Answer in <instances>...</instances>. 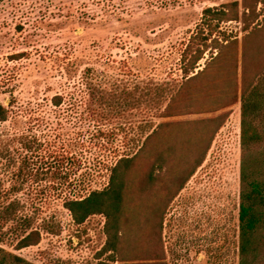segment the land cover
Here are the masks:
<instances>
[{
    "label": "rangeland",
    "instance_id": "obj_1",
    "mask_svg": "<svg viewBox=\"0 0 264 264\" xmlns=\"http://www.w3.org/2000/svg\"><path fill=\"white\" fill-rule=\"evenodd\" d=\"M232 1L242 0L0 2V103L10 110L0 122V247L22 264H96L105 218L77 225L64 202L105 187L110 167L155 127L126 175L124 263L156 251L166 264H239L242 39L263 24L264 0L248 30L239 18L214 32L238 40L236 96L221 100L227 75L211 68L160 116L217 53L184 77L181 52L203 9ZM159 152L166 163L146 185ZM32 230L39 242L17 249Z\"/></svg>",
    "mask_w": 264,
    "mask_h": 264
},
{
    "label": "trees",
    "instance_id": "obj_2",
    "mask_svg": "<svg viewBox=\"0 0 264 264\" xmlns=\"http://www.w3.org/2000/svg\"><path fill=\"white\" fill-rule=\"evenodd\" d=\"M2 0H0L1 2ZM258 0L232 1L219 6L203 9L201 23L197 25L185 43L181 52V71L184 77L195 68L197 61L202 58L208 49H216L215 56L203 70L185 79L180 90L173 95L160 116H167L171 105L180 98L181 90L191 81L199 78L211 68L218 73L227 75V87L222 91L221 100H228L236 96V59L235 50L238 40L230 34L219 32L222 36L214 34L222 21L237 20L241 18L244 30H248L252 20L257 19L255 7ZM240 7L243 8L240 16ZM254 25L252 30L242 39V71L240 88V191L238 210V248L239 264H263L264 262V19L263 24ZM263 38V40H261ZM229 55L228 57H226ZM261 58L263 60H261ZM255 65L254 67H252ZM59 104L61 97H53ZM233 102V101H232ZM228 104H223L226 107ZM10 110L0 103V122L6 121ZM223 115L217 117L222 118ZM156 128L145 135L143 144L133 155L120 156L110 167L108 183L102 189H93L86 195L71 197L64 202L65 208L70 212L75 224H82L92 215H102L105 218V243L98 253L96 264H166L162 255L154 252L150 262L124 263L121 258V243L123 240L124 222L123 212L126 202V175L132 166L139 150L154 136ZM201 156L188 172L177 181L178 189L188 180L194 170L201 164ZM162 152L157 153L147 173L146 185H153L157 181L158 171L165 165ZM144 190V189H142ZM160 224L158 227L160 229ZM156 236V234H155ZM39 231L32 230L17 243V249L35 245L39 242ZM105 256V259H101ZM156 260L157 262H154ZM24 260L4 248L0 247V264H22Z\"/></svg>",
    "mask_w": 264,
    "mask_h": 264
}]
</instances>
